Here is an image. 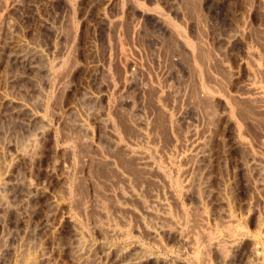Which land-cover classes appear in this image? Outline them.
Segmentation results:
<instances>
[{"label":"rangeland","instance_id":"obj_1","mask_svg":"<svg viewBox=\"0 0 264 264\" xmlns=\"http://www.w3.org/2000/svg\"><path fill=\"white\" fill-rule=\"evenodd\" d=\"M114 263L264 264V0H0V264Z\"/></svg>","mask_w":264,"mask_h":264},{"label":"bare ground","instance_id":"obj_2","mask_svg":"<svg viewBox=\"0 0 264 264\" xmlns=\"http://www.w3.org/2000/svg\"><path fill=\"white\" fill-rule=\"evenodd\" d=\"M16 56H17V55H16ZM18 57H21V56H18ZM16 58H17V57H14V56L12 55V56H11V61H17ZM19 59H21V58H19ZM18 61L20 62L21 60H18ZM18 61H17V62H18ZM29 63H30V62H29ZM45 66H46V64H45ZM39 68H40V67H39ZM47 72H48V71H47ZM210 84H211V83H210ZM205 85H206V84H205ZM202 90H204V89H202ZM202 90H201V91H202ZM201 91H200V92H201ZM204 91H205V90H204ZM218 92H219V91H218ZM203 95H205V94H203ZM203 95H202V96H203ZM205 97H207V96H205ZM254 101H255V100H254ZM250 103H251V102H250ZM254 105H255V104H254ZM240 109H241V108H240ZM231 111H232V110H231ZM229 115H230V114H229ZM120 125H121V124H120ZM31 143H32V142H31ZM33 144H34V143H33ZM165 179H166V178H165ZM153 180H154V179H153ZM103 186H104V185H103ZM199 194H200V193H199ZM124 198H125V197H124ZM96 201H97V200H96ZM104 204H105V203H104ZM76 206H77V205H76ZM103 207H104V206H103ZM87 208H89V207H87ZM105 208H106V207H105ZM125 209H126V208H125ZM105 212H106V211H105ZM116 218H117V217H116ZM116 221H117V220H116ZM227 230H228V229H227ZM230 232H231V231H230ZM237 232H238V231H237ZM234 233H235V232H234ZM75 235H76V234H75ZM77 235H78L77 238H78L79 242L82 243V240H83V239H82V235H80V234H77ZM114 235H115V234H114ZM238 235H239V234H238ZM84 239H85V238H84ZM81 245H82V244H81ZM82 246H83V245H82ZM218 246H219V245H218ZM222 246H223V245H222ZM218 248H219V247H218ZM76 249H77V248H76ZM114 264H115V263H114ZM118 264H122V263H118Z\"/></svg>","mask_w":264,"mask_h":264}]
</instances>
